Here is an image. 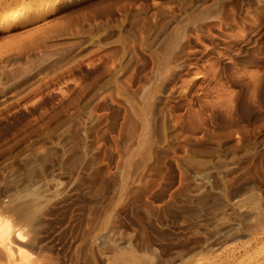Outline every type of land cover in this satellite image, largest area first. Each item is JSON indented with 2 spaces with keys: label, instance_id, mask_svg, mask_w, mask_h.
Masks as SVG:
<instances>
[{
  "label": "rangeland",
  "instance_id": "obj_1",
  "mask_svg": "<svg viewBox=\"0 0 264 264\" xmlns=\"http://www.w3.org/2000/svg\"><path fill=\"white\" fill-rule=\"evenodd\" d=\"M0 220V264H264V0L0 31Z\"/></svg>",
  "mask_w": 264,
  "mask_h": 264
},
{
  "label": "bare ground",
  "instance_id": "obj_2",
  "mask_svg": "<svg viewBox=\"0 0 264 264\" xmlns=\"http://www.w3.org/2000/svg\"><path fill=\"white\" fill-rule=\"evenodd\" d=\"M59 1L61 0H0V31L8 32L16 26L28 32L38 29ZM220 103L228 106L229 100L224 99ZM15 237L20 240V233L16 232ZM10 238L9 226L0 220V245L5 247Z\"/></svg>",
  "mask_w": 264,
  "mask_h": 264
},
{
  "label": "clouds",
  "instance_id": "obj_3",
  "mask_svg": "<svg viewBox=\"0 0 264 264\" xmlns=\"http://www.w3.org/2000/svg\"><path fill=\"white\" fill-rule=\"evenodd\" d=\"M247 79H249V80H251V75H249L248 77H247ZM255 86V85H254ZM256 100H258V95H257V97L255 98ZM253 106H255V100L253 101ZM222 111H223V109H221Z\"/></svg>",
  "mask_w": 264,
  "mask_h": 264
}]
</instances>
